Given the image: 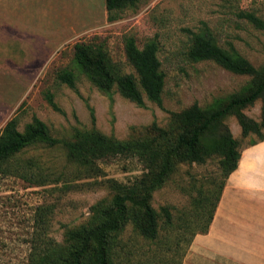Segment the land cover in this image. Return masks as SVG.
Listing matches in <instances>:
<instances>
[{
  "label": "rangeland",
  "instance_id": "374dc122",
  "mask_svg": "<svg viewBox=\"0 0 264 264\" xmlns=\"http://www.w3.org/2000/svg\"><path fill=\"white\" fill-rule=\"evenodd\" d=\"M242 12L264 21V0H139L114 21L105 0H0V132L15 116L20 131L37 117L58 139L73 140L78 131L95 128L118 141H142L153 123L168 127L172 112L195 103L206 107L239 92L250 80L213 61L189 60L192 33L209 32L221 47H234L254 66L264 65V29L241 17ZM128 37L140 48L149 41L158 44L165 74L162 106L147 98L140 106L117 87L111 95L104 93L74 63L77 43L101 44L122 73L136 75L126 56ZM65 68L76 72L75 88L57 79ZM48 95L59 111L49 104ZM263 108L260 99L245 113L260 121ZM226 124L241 148L257 139L243 137L234 116ZM137 152L103 159L98 162L102 174L77 180L71 175L76 166L61 146L35 145L23 151L19 158L42 166L53 182L37 186L0 175V264H28L42 238L65 244L67 229L86 223L95 204L112 198L109 179L129 185L147 173L146 160ZM221 181L217 158L177 166L153 195L152 206L160 213L169 207L174 221L173 232L161 233L159 256L154 258V247H146L132 226L123 235L138 239L137 247L149 251L137 257L139 264L178 263L192 233L205 224L194 200L209 190L216 196ZM177 239L181 244L176 245Z\"/></svg>",
  "mask_w": 264,
  "mask_h": 264
},
{
  "label": "trees",
  "instance_id": "16d2710c",
  "mask_svg": "<svg viewBox=\"0 0 264 264\" xmlns=\"http://www.w3.org/2000/svg\"><path fill=\"white\" fill-rule=\"evenodd\" d=\"M138 1L105 0L109 20L118 19L119 12L134 7ZM241 17L264 29V21L254 13L242 12ZM125 51L136 75L122 73L101 44L77 43L74 63L104 93L111 95L117 87L123 97L140 106L144 105L145 98L162 106L165 74L158 57V44L149 41L140 48L135 38L128 37ZM187 56L194 62L213 61L234 74L250 77V80L239 92L215 99L206 107L195 103L172 112L168 127L162 128L153 123L148 128L149 135L138 143L118 141L95 128L78 131L73 140L58 139L50 134L47 124L37 117L25 126L24 131L19 130L18 116L7 122L0 132L2 176H16L37 186L53 182V176L45 172L42 166L31 159L24 161L19 158L23 151L35 145L64 148L68 161L76 166L71 175L77 180L102 174L99 161L135 150L148 166L147 173L129 185L109 179L107 183L113 193L112 198L95 204L86 223L67 229L65 244L42 238L28 264H139L137 257L149 251L143 252L142 247H137L138 239L133 242L123 237L129 226H132L137 238L146 242V247H154L150 252L154 258L158 257L161 233L173 232L174 221L169 207L162 208L160 213L152 206L154 193L167 182L179 164H205L217 158L221 184L216 196H211L209 190L194 200L198 218L205 219V224L201 230L192 233L177 264H182L193 237L199 232H208L227 180L238 168L241 158L240 142L233 136L226 119L230 116L237 119L243 137L257 136L250 145L264 141V108L260 121L245 113L258 100H264V65L254 66L234 47H221L209 32L192 33ZM57 79L75 88L78 76L73 70L65 68L57 73ZM47 99L55 110H60L52 95H48ZM214 183L216 181L212 185H216ZM181 242L177 239L176 245Z\"/></svg>",
  "mask_w": 264,
  "mask_h": 264
},
{
  "label": "crops",
  "instance_id": "0c3cea01",
  "mask_svg": "<svg viewBox=\"0 0 264 264\" xmlns=\"http://www.w3.org/2000/svg\"><path fill=\"white\" fill-rule=\"evenodd\" d=\"M182 264H264V141L242 148L207 233H197Z\"/></svg>",
  "mask_w": 264,
  "mask_h": 264
}]
</instances>
